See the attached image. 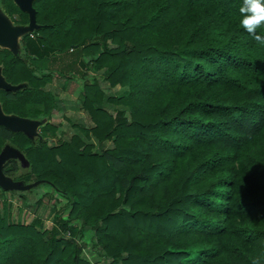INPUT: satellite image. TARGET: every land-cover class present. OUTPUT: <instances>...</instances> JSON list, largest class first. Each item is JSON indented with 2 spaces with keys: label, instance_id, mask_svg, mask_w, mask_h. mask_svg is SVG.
Masks as SVG:
<instances>
[{
  "label": "trees",
  "instance_id": "1",
  "mask_svg": "<svg viewBox=\"0 0 264 264\" xmlns=\"http://www.w3.org/2000/svg\"><path fill=\"white\" fill-rule=\"evenodd\" d=\"M242 4L32 1L37 26L20 35L22 52L0 46L12 85L0 108L42 124L55 70L77 74L92 124L50 144L48 121L35 137L0 124V152L5 141L23 151L33 180L63 200L41 230L2 206L0 264H90L84 244L107 264H250L264 253V46L241 27ZM0 6L27 24L13 0ZM88 68L121 93L105 94ZM15 167L6 158L1 171Z\"/></svg>",
  "mask_w": 264,
  "mask_h": 264
},
{
  "label": "rangeland",
  "instance_id": "2",
  "mask_svg": "<svg viewBox=\"0 0 264 264\" xmlns=\"http://www.w3.org/2000/svg\"><path fill=\"white\" fill-rule=\"evenodd\" d=\"M0 16L4 17L10 25L17 27L15 35V49L21 53L19 38L20 35L30 30L27 24L19 25L13 22L0 6ZM11 35L0 42V46L10 45ZM87 75L95 77L99 87L107 95H119L122 87L119 85H110L105 79L102 78L101 70H94L88 68ZM45 87L49 89L56 97L55 106L51 113L47 117L42 118V124L49 122L53 129L48 131V143L58 142L61 139L69 138L72 134L82 135L80 128H87L91 126V120L87 112L81 106V89L80 82L77 74L74 76H63L58 75L54 70L52 72L51 81L48 82ZM106 109L114 113L118 106L113 104H107ZM127 115V112H125ZM42 124H36L34 126V132H31V136L35 137L36 133L39 132V127ZM110 145L109 140H103L100 143L94 142L93 149L99 150L103 147ZM2 151H5L7 158H12L15 162V169L10 170L4 177L11 181H14L19 186H25L30 183L29 186L24 188H14L0 186V209L4 204L8 207V218L12 222L29 223L34 218L40 220L38 228L50 229L52 227V217L54 212L59 208L63 200L55 194L51 188L46 185H40L33 180V175L30 173V164L24 155L23 151L17 147L5 141L2 145ZM19 176H25L23 179L18 178ZM54 205V206H53ZM87 237L92 240L93 236L91 231ZM69 234L64 232L62 236L67 237ZM90 250L95 251L99 254L101 250L95 245H85ZM94 252V253H95ZM97 259V260H96ZM96 261L92 260L90 264H107L108 258L99 256L95 258ZM94 261V262H93Z\"/></svg>",
  "mask_w": 264,
  "mask_h": 264
},
{
  "label": "water",
  "instance_id": "3",
  "mask_svg": "<svg viewBox=\"0 0 264 264\" xmlns=\"http://www.w3.org/2000/svg\"><path fill=\"white\" fill-rule=\"evenodd\" d=\"M33 0H13V2L22 10L27 13L28 22L27 25L30 29L35 28L37 24L35 23V10L32 6ZM17 27H13L10 23L2 16H0V42L7 39L11 35L10 46H15V35ZM8 82L4 80L0 73V88H10ZM0 124L12 130H25L29 133L34 131V126L36 122L34 120L27 119L25 117H20L13 114H5L0 108ZM7 158L5 151L0 152V186L12 187V188H24L25 186H19L9 179H6L1 171V164ZM28 184L27 186H29Z\"/></svg>",
  "mask_w": 264,
  "mask_h": 264
},
{
  "label": "clouds",
  "instance_id": "4",
  "mask_svg": "<svg viewBox=\"0 0 264 264\" xmlns=\"http://www.w3.org/2000/svg\"><path fill=\"white\" fill-rule=\"evenodd\" d=\"M239 11L241 27L257 44L264 46V35L259 33L264 29V0H243ZM250 264H264V253L252 256Z\"/></svg>",
  "mask_w": 264,
  "mask_h": 264
},
{
  "label": "crops",
  "instance_id": "5",
  "mask_svg": "<svg viewBox=\"0 0 264 264\" xmlns=\"http://www.w3.org/2000/svg\"><path fill=\"white\" fill-rule=\"evenodd\" d=\"M83 255L85 256V258H87L89 260L90 263H92V260L96 261V255L93 253L94 251L90 250L88 247L87 248H83ZM93 261V262H94Z\"/></svg>",
  "mask_w": 264,
  "mask_h": 264
}]
</instances>
